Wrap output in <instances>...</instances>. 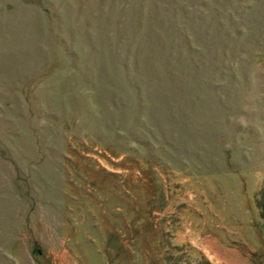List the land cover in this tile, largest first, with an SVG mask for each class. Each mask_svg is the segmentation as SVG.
<instances>
[{
    "label": "rangeland",
    "instance_id": "1",
    "mask_svg": "<svg viewBox=\"0 0 264 264\" xmlns=\"http://www.w3.org/2000/svg\"><path fill=\"white\" fill-rule=\"evenodd\" d=\"M264 0H0V264H264Z\"/></svg>",
    "mask_w": 264,
    "mask_h": 264
},
{
    "label": "trees",
    "instance_id": "2",
    "mask_svg": "<svg viewBox=\"0 0 264 264\" xmlns=\"http://www.w3.org/2000/svg\"><path fill=\"white\" fill-rule=\"evenodd\" d=\"M258 205H259V208L261 210V216H262V218H264V207L260 203Z\"/></svg>",
    "mask_w": 264,
    "mask_h": 264
}]
</instances>
